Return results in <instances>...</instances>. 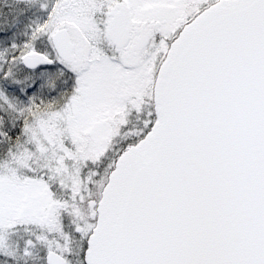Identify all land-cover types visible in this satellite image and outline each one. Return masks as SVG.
I'll use <instances>...</instances> for the list:
<instances>
[{
	"label": "snow or ice",
	"instance_id": "obj_1",
	"mask_svg": "<svg viewBox=\"0 0 264 264\" xmlns=\"http://www.w3.org/2000/svg\"><path fill=\"white\" fill-rule=\"evenodd\" d=\"M0 264H264V0H0Z\"/></svg>",
	"mask_w": 264,
	"mask_h": 264
}]
</instances>
